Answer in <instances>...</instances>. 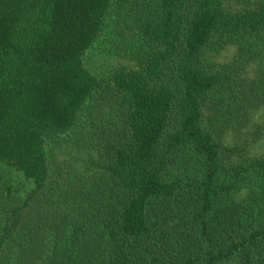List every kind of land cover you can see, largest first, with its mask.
<instances>
[{
    "label": "trees",
    "instance_id": "obj_1",
    "mask_svg": "<svg viewBox=\"0 0 264 264\" xmlns=\"http://www.w3.org/2000/svg\"><path fill=\"white\" fill-rule=\"evenodd\" d=\"M115 18L129 55L99 76ZM260 53L264 0H0V167L30 181L0 175V264H264ZM62 133L88 158L53 162Z\"/></svg>",
    "mask_w": 264,
    "mask_h": 264
},
{
    "label": "rangeland",
    "instance_id": "obj_2",
    "mask_svg": "<svg viewBox=\"0 0 264 264\" xmlns=\"http://www.w3.org/2000/svg\"><path fill=\"white\" fill-rule=\"evenodd\" d=\"M247 3L253 0H244ZM237 1H235L236 3ZM125 25L117 18L114 20L106 21L101 36L96 43L87 51L84 57V64L91 69L97 75L102 76L109 72L112 68L121 65L126 62L127 55H129L128 47L125 43L126 35L124 33ZM235 45H231L225 55L221 58L233 59L237 56L235 51ZM127 54V55H126ZM261 63L264 67V54L257 55L254 62H248L243 67L241 64V75L248 81L254 84V92L252 96L255 97V106L252 108L246 123L239 129L246 134V137L250 140V146L248 151L250 154L254 152H261L264 150V93L260 90L264 89V72L263 70L256 71L257 66ZM260 69V68H258ZM258 77V79H257ZM260 88V89H258ZM259 93L257 94L258 91ZM78 139L76 136L62 133L53 140H48L46 143V149L49 155L53 156V162L77 161L81 163L83 159L88 158L85 151L80 149L83 145L77 144ZM240 144H246L240 141ZM53 154V155H52ZM1 179H3V185L10 183L15 187H19L21 191H24L29 185L30 181L25 179L18 171L11 170L6 167H0Z\"/></svg>",
    "mask_w": 264,
    "mask_h": 264
}]
</instances>
